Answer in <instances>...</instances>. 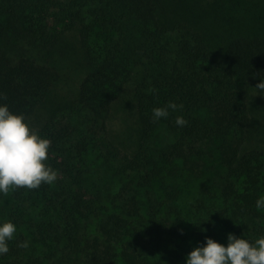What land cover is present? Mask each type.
<instances>
[{"label": "trees", "instance_id": "1", "mask_svg": "<svg viewBox=\"0 0 264 264\" xmlns=\"http://www.w3.org/2000/svg\"><path fill=\"white\" fill-rule=\"evenodd\" d=\"M261 75L264 0H0V102L58 174L0 194V264H185L264 235Z\"/></svg>", "mask_w": 264, "mask_h": 264}, {"label": "clouds", "instance_id": "2", "mask_svg": "<svg viewBox=\"0 0 264 264\" xmlns=\"http://www.w3.org/2000/svg\"><path fill=\"white\" fill-rule=\"evenodd\" d=\"M256 94L264 95V75L256 84ZM151 91H155L152 89ZM255 94V95H256ZM182 104L168 101L165 106L152 109V119L158 121L169 115V110L182 109ZM175 123L184 126L187 121L177 115ZM51 141L30 128L22 114L14 113L7 103L0 102V194H7L15 187L38 188L42 183L52 184L57 179V170L48 163ZM257 209H264V196L255 202ZM16 224L0 220V256L9 252ZM186 254L185 264H264V235L254 240L229 232L227 243L205 237ZM28 241L19 247L27 248Z\"/></svg>", "mask_w": 264, "mask_h": 264}, {"label": "rangeland", "instance_id": "3", "mask_svg": "<svg viewBox=\"0 0 264 264\" xmlns=\"http://www.w3.org/2000/svg\"><path fill=\"white\" fill-rule=\"evenodd\" d=\"M68 77H69V82L68 83H66L64 86H63V88H62V90H61V96H63V97H68V96H70V95H72V93H73V88H74V82H76V80H75V76H76V74H74V73H71L70 72V70H69V73H68V75H67ZM50 106V105H49ZM120 124V127L118 128V125ZM123 126H121V120H117L116 121V123H115V125H114V128L115 129H121ZM128 144H130L129 143V139L128 140H126V139H124V142L121 144V146L122 147H125L126 145H128ZM195 190L196 189H193L192 190V192L191 193H195ZM219 242H221V243H227V238L225 237V238H223V239H221Z\"/></svg>", "mask_w": 264, "mask_h": 264}]
</instances>
